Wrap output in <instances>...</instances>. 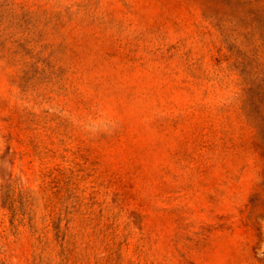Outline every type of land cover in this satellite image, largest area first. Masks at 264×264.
Returning a JSON list of instances; mask_svg holds the SVG:
<instances>
[{"label": "rangeland", "instance_id": "1", "mask_svg": "<svg viewBox=\"0 0 264 264\" xmlns=\"http://www.w3.org/2000/svg\"><path fill=\"white\" fill-rule=\"evenodd\" d=\"M0 264H264V0H0Z\"/></svg>", "mask_w": 264, "mask_h": 264}]
</instances>
